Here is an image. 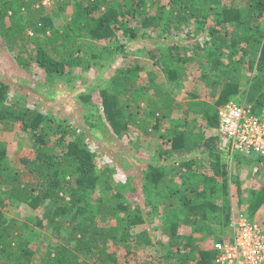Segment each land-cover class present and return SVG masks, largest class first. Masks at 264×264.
<instances>
[{"label":"trees","instance_id":"1","mask_svg":"<svg viewBox=\"0 0 264 264\" xmlns=\"http://www.w3.org/2000/svg\"><path fill=\"white\" fill-rule=\"evenodd\" d=\"M42 1L0 0V36L9 50H17L22 64L30 67L34 62L50 82L65 76L72 81L75 68H107L127 56L133 42L150 44L157 70H145L137 59L111 74L108 86L99 89L103 114L97 113L98 106L95 113L86 108L90 129L122 137L132 123L147 134L157 132L163 119L170 118L172 125L161 135L159 161L138 167L147 209L135 199L137 188L131 182L94 209L90 205L97 201L102 172L86 134L38 109L11 103V84L0 79V124L9 129L19 123L33 140L30 152L19 156L22 173L12 170L8 150L0 142L3 192L33 209L43 207L62 239L45 251L32 245L23 224L6 218L0 194V264H215L213 241L224 239L234 219L231 189L240 202L249 203L240 214L254 220L264 207V184L252 188L244 200L240 178L230 177L225 167L227 154L219 149L217 133L219 109L229 100L243 96L257 110L264 106V0H243V7L222 0H75L63 28L54 22L68 12L70 0H55L58 8ZM183 34L192 37L179 39ZM28 39L34 40L32 46ZM193 62L204 69L202 79L216 100L210 103L193 91L182 116L175 117L181 104L158 75L179 82ZM245 74L250 75L249 88L242 90ZM139 77L142 84L137 83ZM91 94L84 99L89 101ZM198 157H208V164H198ZM238 162L264 171L261 157L238 154ZM156 216L162 238L149 228ZM143 224L136 245L157 247L155 263H132L127 253L112 249L118 244L130 247L132 228ZM181 227L189 233H181Z\"/></svg>","mask_w":264,"mask_h":264},{"label":"rangeland","instance_id":"2","mask_svg":"<svg viewBox=\"0 0 264 264\" xmlns=\"http://www.w3.org/2000/svg\"><path fill=\"white\" fill-rule=\"evenodd\" d=\"M74 1L70 0L67 8L68 12H63L61 17L55 19V27L61 26L63 28L62 25L67 24L73 10H75ZM162 1L165 3L168 2V0ZM222 2H233L235 5L243 7L244 1L222 0ZM42 4L49 7L54 5L55 8H58L55 0H43ZM27 34L30 37L33 35V32L29 30ZM180 37L182 39H191L192 36L183 34L182 36H178L179 39H181ZM40 40L43 43L45 42L44 45L47 49L50 48V45L46 41L43 39ZM28 41L31 46L34 44V40L28 39ZM186 41L188 42V40H184V42ZM194 41L195 39H192L189 42L190 46H193ZM160 46L161 48L165 47L164 45ZM149 48L150 44L147 41L133 42L129 48L128 55L120 56L113 65L107 68H104L103 65H95L87 71L81 70V68H75L73 69V73H71V76H73L72 81H68V76H65L50 82L46 77V72L34 62L30 67L22 64L17 57V50H9L0 36V79L11 84L9 94L11 103L38 109L42 113H46L55 118L57 121L63 122L65 127H80L86 134V141L88 142L89 148L96 153V161L102 172L97 191L94 195L97 201L91 203V208L95 209L100 202L110 199L114 191L126 189L128 182H131L137 188V193L134 196L135 199L141 203L144 209H147L142 192L143 181H141V170L139 168L147 162L159 161V149L164 140L161 135L166 129L171 127V119H163L160 129L157 132L151 131L150 134H147L142 127L135 126L132 123L129 132L127 131L125 135L119 137L112 132L103 133L95 129H90L86 118L88 114L86 108L92 107L95 113L97 112L95 106H98L100 111L97 113L103 114L99 89L108 86L111 74L119 68L130 66L138 59L139 64L145 66V70H157V67L150 58ZM203 70L199 62L189 63L184 79L172 83L166 78L164 73H159L158 81H160L165 89L171 91L181 104L180 113L175 114V117L182 116L181 113L187 102L194 98L192 95L193 91L196 92L200 99L209 101L210 103L216 100L210 97L211 89L205 85L202 79ZM249 76V74H245L242 90L249 88ZM143 80V78L139 77L137 83L142 84ZM91 91V98L89 101H86L84 96ZM238 98L242 99L243 96H239ZM135 105L133 104L131 107ZM144 105L146 103L142 104V107ZM142 113L143 110H141L140 114ZM213 132H215V129H211L210 134H214ZM0 142L4 143L8 150L12 170L22 173L25 168L19 163V156L27 154L32 149L33 140L31 134L21 129L19 123L13 124L9 129L4 128L3 124H0ZM202 160L205 162H202ZM202 160L198 157L197 163L207 165L209 158L207 157ZM224 164L229 171L230 177L237 175L240 178L242 190L245 195L244 200L248 198V193L252 188L264 184V171L258 172L257 168L247 163L238 162V153L235 154L234 158L228 155L227 157L225 156ZM5 188L3 184H0V194L3 195L6 204L3 208L5 216L8 220L15 219L23 224L26 235L33 239L32 245H35L41 251H45L50 245L56 247L60 244L62 239L56 235L57 230L46 218L44 208L33 209L26 203H21L10 198L6 191L3 192ZM231 192L234 219L239 218L241 215L248 216L245 213L240 214L239 209L245 210L249 203L245 202L248 204H244L240 202L239 196L236 194L234 188L231 189ZM254 220L264 221V207L257 212ZM61 222L67 227L68 223L65 219H61ZM111 223L115 224V220L112 219ZM161 226L160 217L158 216L153 217V221L149 224L150 231L153 235L158 236V238H162ZM145 228V224L132 228V242L130 247L122 244H111L112 249L117 250L118 254L127 253L132 263L157 262V257L160 254L157 249L155 250L157 247L143 246L138 248V244L136 245L137 235ZM69 231L66 232L65 230L64 233L67 234ZM180 231L181 233H189V229L184 227H181ZM65 234L64 236H66ZM208 243H211V241ZM162 252L165 251L163 250ZM182 252L184 253L185 250Z\"/></svg>","mask_w":264,"mask_h":264},{"label":"built area","instance_id":"3","mask_svg":"<svg viewBox=\"0 0 264 264\" xmlns=\"http://www.w3.org/2000/svg\"><path fill=\"white\" fill-rule=\"evenodd\" d=\"M219 149L228 155L264 159V106L231 99L219 109ZM215 264H264V222L245 215L233 219L223 240L214 242Z\"/></svg>","mask_w":264,"mask_h":264},{"label":"clouds","instance_id":"4","mask_svg":"<svg viewBox=\"0 0 264 264\" xmlns=\"http://www.w3.org/2000/svg\"><path fill=\"white\" fill-rule=\"evenodd\" d=\"M224 154H227V153H225V152H223ZM235 154V153H234ZM228 155V154H227ZM233 155V154H232ZM232 155H228V156H231L232 157Z\"/></svg>","mask_w":264,"mask_h":264}]
</instances>
